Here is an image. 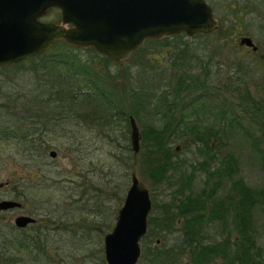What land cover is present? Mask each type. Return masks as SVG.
Masks as SVG:
<instances>
[{
	"label": "rangeland",
	"instance_id": "obj_1",
	"mask_svg": "<svg viewBox=\"0 0 264 264\" xmlns=\"http://www.w3.org/2000/svg\"><path fill=\"white\" fill-rule=\"evenodd\" d=\"M207 1L218 22L215 33L150 39L129 60L108 64L114 75H110L111 84L118 88L113 102L99 99L94 91L89 94V87L83 85L75 108L56 109L57 101H38L44 94L43 85L37 86L38 81L30 74L36 71L30 68L41 64L40 60L29 59L18 63L24 64L19 68L0 69V124L12 121L23 129L17 134L21 138L0 137V201L22 203L20 209L0 211V254L10 252L9 261L22 260V255L24 262L30 259L26 258L27 251L21 252L19 244L7 238L11 236L8 227L17 228L16 218L27 215L36 218L37 227H44L42 238L49 239L45 240L47 254L55 264H107L104 240L116 226L135 173L150 190L153 210L149 217L161 220L160 226L150 225L141 240L138 264H241L236 262L241 242L235 228L240 219L248 223L254 251L263 261L251 259L250 264H264V200L260 198L264 194V0ZM243 38H250L258 50L243 46ZM184 45H189L190 51L186 52ZM52 53L66 59L73 52L59 47ZM97 55L91 48L78 54L83 63L93 64L100 75L102 71L107 75ZM171 64L177 65L173 70L176 76L188 73L199 82L206 80L200 89L182 94V99H177L179 106L172 105L176 102V80L171 76ZM133 90L138 92L136 98ZM10 93L21 96L18 105L9 101ZM88 97L92 101H87ZM134 106L144 109L139 116L133 115ZM169 107L172 112H167ZM125 111L131 112L145 136L152 127L178 124L177 135L169 142L176 168L172 165L162 182H154L148 169L153 158L150 143L142 141L138 154L132 151L127 130L130 114L127 122L121 117ZM35 115L54 128L46 131L43 143H39V135L46 128L37 117L38 126L33 124ZM73 115L78 117L71 118ZM201 137L207 144L199 142ZM51 151L57 153L56 158ZM229 156L235 158L238 170L231 179L222 171ZM237 180L255 195L246 213L232 207V196L244 201L242 189H233ZM184 184L197 196L193 199L208 205L226 201L216 211L208 207L203 221L197 219L194 225L201 222V230L194 242L188 237L186 242L181 222L165 227L163 216L165 204L184 192ZM157 228L164 229L157 232ZM157 241L161 250L173 251L157 257ZM201 243L212 252L207 261L201 259Z\"/></svg>",
	"mask_w": 264,
	"mask_h": 264
},
{
	"label": "water",
	"instance_id": "obj_2",
	"mask_svg": "<svg viewBox=\"0 0 264 264\" xmlns=\"http://www.w3.org/2000/svg\"><path fill=\"white\" fill-rule=\"evenodd\" d=\"M51 8L62 10L61 24L41 21ZM217 29L206 0H0V67L43 56L62 41L79 49L94 48L120 64L147 40L181 33L210 35ZM242 45L258 50L250 38H243ZM130 123L132 150L138 154L141 133L133 117ZM50 155L57 157L54 151ZM21 207L18 201L0 202V211ZM151 210L150 190L134 173L116 226L104 240L107 264L139 263ZM35 222L22 215L15 225L26 228Z\"/></svg>",
	"mask_w": 264,
	"mask_h": 264
},
{
	"label": "trees",
	"instance_id": "obj_3",
	"mask_svg": "<svg viewBox=\"0 0 264 264\" xmlns=\"http://www.w3.org/2000/svg\"><path fill=\"white\" fill-rule=\"evenodd\" d=\"M202 37H207V36H202ZM59 47L62 48L63 50H70L73 53L70 56H67L66 59H61L59 57V54L52 53L53 50ZM184 47H187L185 50L186 52L190 51L189 45H184ZM53 50L47 55L31 59L33 61L40 60L41 62V64H33L30 68L31 71H36V72H31L30 74H32V76L34 77V80L38 81L37 86L43 85V87H41L43 90L41 91L44 94H41L42 96L38 101H41V103H44V104H51V103H55L54 101H57L58 104L59 103L60 104L59 106H55L56 109L58 108L61 109L65 107L66 109L71 110L76 107L75 105L77 102H80L79 98L81 96V89L83 85H86L87 87H89V91H88L89 94H91L90 92L94 91L96 96L99 97V99L101 100H104V101L108 100L109 102H113L117 99L115 98V91L118 90V88L117 86L111 84L112 80H111L110 75H113V74H111L108 70V64L111 66H113L114 64L108 58L98 54L94 49H91L93 52L98 54L97 56H99V59H101L100 61L105 63L103 64L102 62L98 61L100 67L107 68V71H108L107 75L104 74L103 71L100 75L99 70L95 69V66H93V64L83 63L81 58L78 56L79 53L69 48L65 43L59 44L58 46L54 47ZM176 50H178L179 52L180 49H176ZM23 65L24 64H15V65L8 66V67H2L0 69L8 70L10 68H19ZM176 66H177L176 64H171L170 66L171 76L172 78H174V80H176V86L174 88L175 90L174 100L176 102L172 104L173 106L179 104L180 100H177V99H180V98L182 99L183 97L182 94H190V92H192L190 91L191 89H195V88L200 89L206 83V80L203 82H199L198 79L195 80V78L192 77V75H188V73H187L188 76L186 74H180V73L177 76L174 75L173 70H175ZM178 69L179 70L181 69V65L179 66ZM103 70H106V69H103ZM100 76L102 79H100ZM122 77L125 78L126 76L124 75ZM209 78L211 79V77ZM8 84L12 86L13 82H11L10 80ZM21 85L26 86V84L24 83H21ZM124 91H126V85H125ZM132 92H133L132 96L136 98L135 95L138 92L136 90H133ZM44 95L46 97H44ZM7 97L10 98L9 101L11 102L13 101L14 103H16V101H18V99L21 98V96H17L12 93H10V95H8ZM88 99L89 97L86 100L92 101V99L91 100H88ZM164 101L166 102L165 99ZM4 107L7 109L9 105H4ZM17 107L18 106H16L15 108ZM162 107H164V105ZM142 110L144 109L135 107L134 112L132 113L134 116H139V113ZM37 111L38 113L42 112V110H37ZM155 111H156L155 113L158 115V110L155 109ZM172 111L173 110L170 107L167 109V112H172ZM161 112H159V115L161 114ZM128 114L131 115V112L127 113L125 111V114L121 116L126 122H127ZM36 117L38 118L39 116H36V115L34 116L33 121L35 122L33 124L35 125L37 123ZM68 117H70V115ZM73 117L77 118L78 116L77 115L71 116V118ZM37 120H39L40 123L44 124L41 119L38 118ZM36 126H38V124ZM170 126L171 124H169V127ZM172 126H174V128H171ZM172 126L170 128L164 127L163 129L152 127L148 130V133L146 136L142 132V141L143 142L147 141L148 143H150L151 157L153 158L149 162L148 169L151 172L154 182L156 183L163 181L164 177H166L167 174L169 173L172 165L176 168L174 164V160H173L174 157L172 156V153L170 152L171 149H169V145H170L169 142L173 141L174 137L177 135L175 132H178L176 131V129H178V124L176 123V126L175 125H172ZM262 126L264 127V124ZM28 127H29V124L27 128ZM44 127L46 128V130L42 129L43 133H41L40 135L45 134V137H46V134H47L46 131L52 132L53 131L52 129L54 128L53 127L50 128L46 126V123L44 124ZM127 130L128 132L129 130H131L129 123L127 124ZM20 131H23V129L20 128V126L17 125V123H14L12 121H8V122L4 121L0 124V137L8 138L12 136L13 138L15 137L17 138L18 137L17 134L20 133ZM213 136H216V135L214 134ZM200 139H199V142L207 144L206 141H203L204 137H201ZM191 142L194 144V140ZM210 148L211 147L209 146L207 149H210ZM129 150H131V148H129ZM176 151H174V155L176 154L177 156L178 154L176 153ZM262 154L264 155L263 152ZM156 161H158V163H156ZM223 164L225 165V170H222L224 171L223 176H228L229 179H231L233 176L238 175L237 165L235 166V164L237 163L233 156L227 157V159L224 160ZM191 182H192V178L191 176H189L188 177L189 185L191 184ZM234 182H233L234 191L237 188L242 189L241 195H243L244 201H241L239 197L235 198L237 195L232 196L234 198L232 199L233 202H231L233 204L232 207H234L235 210L237 211L238 209H240L243 213H246V209L250 208L253 205L255 195L252 194L253 191L247 188V186L241 180L239 181L237 180L235 183ZM189 185L184 184L182 186V191L184 192L189 191L188 195H185L184 192H181L182 194L179 195L178 198L170 199V202H168V204H165V207L167 210H166V214L163 216L165 217V221L167 223L165 227H169L174 224L177 225L179 220H181L180 222L181 224H183L182 230H183V234L185 235L186 242H187V237L190 240L189 242H194L196 234L198 235V232L201 230V222L199 223V225L198 224L196 226L194 225V223L196 224V222L198 221L197 219H199V221L200 220L203 221L204 219L203 213L208 207H210L212 211H216L217 207H219L222 203H223L222 205H224V202L226 201L223 200L220 202H213V204L208 205L207 201L201 202V201H198V199H193V197H197V196L193 195L192 193L193 191L191 187H189ZM205 197L206 196L204 195V198ZM260 198L264 200V194L260 195ZM195 214H197V216H195ZM213 214L212 216H214ZM160 221H161L160 219H155V217L154 218L152 217L150 218V225L153 227L154 225L160 226V224L158 223ZM36 225H37V222L34 225L28 226L26 229H18L12 226L8 227L9 231L11 232V236L7 238L9 239L11 238L12 243H16L17 245L19 244L20 247L19 246L18 247L21 250V252H22V249L27 251L28 255L25 254L27 255L26 258L30 257V259L24 262L23 260L24 256L22 255L23 257L22 260L14 259V261L13 260L9 261L8 258L10 257L11 253L3 250L2 254H0V258H1L0 264H55L54 259L47 254L48 250L45 244V240H49V239L42 238V236L45 235L43 232L44 227L42 226L37 227ZM235 228L237 230L238 237L240 238V242H241V245L239 246L240 247L239 249H241L239 251L240 258L239 260L237 259L236 262L237 263L240 262L241 264H250L251 259L263 262L261 260L262 257L259 256V254H257L256 251H254L255 245H253V241L250 237L249 226H248V223L245 222V219H240V223H238V225L235 223ZM161 229H164V228L158 229L157 232H159ZM199 241L200 240H198V242ZM4 243L5 242H2L1 244L4 245ZM160 243L161 242H159V244ZM202 243L200 245V255L202 256L201 259L203 261L206 259L207 261V259L212 256L211 255L212 252L209 250L210 249L209 247H207L206 245ZM159 244L157 241L156 247H155V253L157 257L165 256L173 251L172 249L161 250ZM3 255H5L4 258H2ZM175 262H173V264H175Z\"/></svg>",
	"mask_w": 264,
	"mask_h": 264
},
{
	"label": "flooded vegetation",
	"instance_id": "obj_4",
	"mask_svg": "<svg viewBox=\"0 0 264 264\" xmlns=\"http://www.w3.org/2000/svg\"><path fill=\"white\" fill-rule=\"evenodd\" d=\"M62 20H63V15H62V10L61 9H59V8H51V9H49L48 11H47V13L41 18V21H44V22H54V23H56V24H61V22H62ZM72 25H69L68 27H71ZM172 37H174V36H172ZM61 43H65V42H61ZM61 43H59V44H61ZM59 44H57L56 46H58ZM66 44V43H65ZM63 45V44H62ZM67 45V44H66ZM55 46V47H56ZM69 48H71V49H73V50H75V51H79V52H81L82 50H80V49H78V48H76V47H73V46H69V45H67ZM54 48V47H53ZM53 48L48 52V53H50L52 50H53ZM47 53V54H48ZM47 54H45V55H47ZM44 56V55H43ZM128 117H131V115H129ZM138 124V123H137ZM140 128V127H139ZM141 131V130H140ZM41 133H43V131L41 132ZM42 140L41 142H39V143H43L44 141H45V134L44 135H39V140ZM130 140H131V137H130ZM141 144H142V132H141V142H140V146H141ZM177 151H179V150H177ZM152 210H153V202H152ZM152 210H151V212H152ZM151 214V213H150ZM150 216V215H149ZM153 217V216H152ZM152 217H149V226H150V218H152ZM180 224V221L178 222V225ZM27 228V227H26ZM26 228H23V229H26ZM159 242L160 241H158V244H159Z\"/></svg>",
	"mask_w": 264,
	"mask_h": 264
},
{
	"label": "bare ground",
	"instance_id": "obj_5",
	"mask_svg": "<svg viewBox=\"0 0 264 264\" xmlns=\"http://www.w3.org/2000/svg\"><path fill=\"white\" fill-rule=\"evenodd\" d=\"M76 52L80 53L79 51H76Z\"/></svg>",
	"mask_w": 264,
	"mask_h": 264
}]
</instances>
